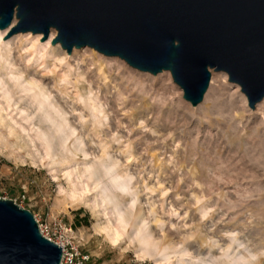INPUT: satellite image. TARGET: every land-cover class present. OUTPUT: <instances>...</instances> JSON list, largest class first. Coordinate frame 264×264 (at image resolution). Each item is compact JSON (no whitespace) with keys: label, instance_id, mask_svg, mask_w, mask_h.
Returning a JSON list of instances; mask_svg holds the SVG:
<instances>
[{"label":"rangeland","instance_id":"1","mask_svg":"<svg viewBox=\"0 0 264 264\" xmlns=\"http://www.w3.org/2000/svg\"><path fill=\"white\" fill-rule=\"evenodd\" d=\"M14 23L0 29V198L79 264H264V98L251 108L211 69L191 106L168 71L67 53L54 31L2 39Z\"/></svg>","mask_w":264,"mask_h":264},{"label":"water","instance_id":"2","mask_svg":"<svg viewBox=\"0 0 264 264\" xmlns=\"http://www.w3.org/2000/svg\"><path fill=\"white\" fill-rule=\"evenodd\" d=\"M2 37L55 32L71 53L91 47L140 71H168L182 98L197 106L210 70L240 87L254 108L264 98V0H0ZM62 249L34 216L0 198V264H60Z\"/></svg>","mask_w":264,"mask_h":264},{"label":"built area","instance_id":"3","mask_svg":"<svg viewBox=\"0 0 264 264\" xmlns=\"http://www.w3.org/2000/svg\"><path fill=\"white\" fill-rule=\"evenodd\" d=\"M40 233L48 238L49 240L58 244L62 249V257L60 264H79L81 260H78V257L75 256L72 252L69 251L71 242L64 236L56 235L55 233H50L45 227L38 224Z\"/></svg>","mask_w":264,"mask_h":264},{"label":"bare ground","instance_id":"4","mask_svg":"<svg viewBox=\"0 0 264 264\" xmlns=\"http://www.w3.org/2000/svg\"><path fill=\"white\" fill-rule=\"evenodd\" d=\"M12 21H15V18ZM53 35H54V32H51L50 38H52ZM206 95H207V93L205 94V97H206ZM261 103H264V99L261 101ZM218 114H221L222 115V112L221 111H218Z\"/></svg>","mask_w":264,"mask_h":264},{"label":"clouds","instance_id":"5","mask_svg":"<svg viewBox=\"0 0 264 264\" xmlns=\"http://www.w3.org/2000/svg\"><path fill=\"white\" fill-rule=\"evenodd\" d=\"M253 259H255V257H253Z\"/></svg>","mask_w":264,"mask_h":264}]
</instances>
